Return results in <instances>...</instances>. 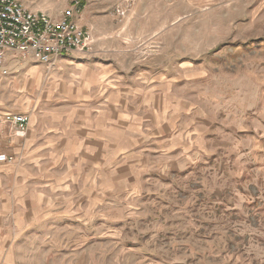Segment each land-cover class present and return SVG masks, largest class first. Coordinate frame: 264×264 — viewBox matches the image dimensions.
I'll use <instances>...</instances> for the list:
<instances>
[{
    "label": "rangeland",
    "instance_id": "1",
    "mask_svg": "<svg viewBox=\"0 0 264 264\" xmlns=\"http://www.w3.org/2000/svg\"><path fill=\"white\" fill-rule=\"evenodd\" d=\"M18 1L52 19L76 4L94 63L183 109L185 148L73 188L0 264H264V0ZM8 72L0 98L24 104L36 91Z\"/></svg>",
    "mask_w": 264,
    "mask_h": 264
},
{
    "label": "crops",
    "instance_id": "2",
    "mask_svg": "<svg viewBox=\"0 0 264 264\" xmlns=\"http://www.w3.org/2000/svg\"><path fill=\"white\" fill-rule=\"evenodd\" d=\"M88 54L61 55L51 64L9 55L0 68V89L8 71L22 68L20 80L36 91L24 104L0 98V116L29 118L17 135L0 117V154L15 159L0 164V251L23 230L57 216V203L73 204L71 190L85 189L102 172H137L151 156H184L180 125H172L183 109L169 102L168 92L154 85L127 87ZM66 215L72 214L60 217Z\"/></svg>",
    "mask_w": 264,
    "mask_h": 264
},
{
    "label": "built area",
    "instance_id": "3",
    "mask_svg": "<svg viewBox=\"0 0 264 264\" xmlns=\"http://www.w3.org/2000/svg\"><path fill=\"white\" fill-rule=\"evenodd\" d=\"M76 11L75 4L52 19L31 11L18 0H0V68L6 67L9 55L22 61L51 64L61 55L90 53L95 41L91 32L75 21ZM1 121L12 125L17 135H23L29 118L6 114ZM13 162L14 158L0 154V164Z\"/></svg>",
    "mask_w": 264,
    "mask_h": 264
}]
</instances>
